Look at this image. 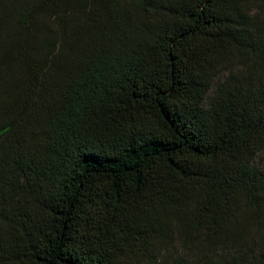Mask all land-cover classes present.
Masks as SVG:
<instances>
[{
    "label": "trees",
    "instance_id": "obj_1",
    "mask_svg": "<svg viewBox=\"0 0 264 264\" xmlns=\"http://www.w3.org/2000/svg\"><path fill=\"white\" fill-rule=\"evenodd\" d=\"M264 0H0V264H264Z\"/></svg>",
    "mask_w": 264,
    "mask_h": 264
},
{
    "label": "rangeland",
    "instance_id": "obj_2",
    "mask_svg": "<svg viewBox=\"0 0 264 264\" xmlns=\"http://www.w3.org/2000/svg\"><path fill=\"white\" fill-rule=\"evenodd\" d=\"M264 16V14H263ZM259 164H264V153L258 156L256 160ZM172 237L166 246V249L160 253L156 259V263H150L148 260L138 257L135 258L130 264H162L165 260L176 258V257H186L191 263H196L199 258L203 256L206 248L201 245H184L181 243L175 231H172Z\"/></svg>",
    "mask_w": 264,
    "mask_h": 264
}]
</instances>
